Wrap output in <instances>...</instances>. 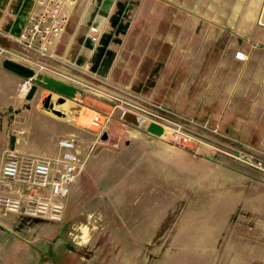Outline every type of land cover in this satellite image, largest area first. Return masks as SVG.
I'll use <instances>...</instances> for the list:
<instances>
[{
  "label": "rangeland",
  "instance_id": "374dc122",
  "mask_svg": "<svg viewBox=\"0 0 264 264\" xmlns=\"http://www.w3.org/2000/svg\"><path fill=\"white\" fill-rule=\"evenodd\" d=\"M118 1L116 15L105 16L101 39L95 49L77 55L82 65L62 66L69 70L71 75L66 76L70 80L87 90L82 94V107L73 106L77 117L75 140L86 152L92 150L78 176L80 183H73L71 187V190L74 186L77 188L76 203L71 210L66 209L60 223L40 219L35 222L50 224L51 228L57 225V236L67 239L77 250V264H264V253L260 254L261 260L259 253L250 251L257 235L264 239V220L260 226L259 220L249 216L235 244L228 245L227 228L213 246L207 223L212 224L209 220L212 208L218 206V215L226 213V189L218 200L208 183H150L153 181L148 170L150 165L181 163L190 170L198 165L188 157L163 156L165 152L159 142L134 139L138 134L152 136L147 129L155 122L166 128L167 133L158 137L165 145L186 151L194 158H211L220 166L236 164L247 170L264 172L197 143L200 130L188 120L207 123L209 127L227 132L201 120L203 95L197 91L196 77L199 62L196 57L201 45H181L179 29H173L170 45L164 43V1ZM144 1L152 6L150 21L137 18L138 6ZM89 2L82 0L77 7L59 53L73 40V47L79 46L80 41L89 42L85 31L90 26V15L96 12L93 8L87 10ZM98 2L92 0V7ZM26 14L27 10L21 13L22 19ZM166 46L173 50H167ZM188 47L195 52L193 58L175 56L177 50L184 52ZM56 106H60L57 101ZM154 106L173 114L167 115ZM125 109L141 116L142 123L138 127L121 119ZM92 111L111 119L105 131L91 127ZM153 114L162 117V121ZM105 133L109 136L106 141L102 139ZM242 211V205L240 208L237 205V217Z\"/></svg>",
  "mask_w": 264,
  "mask_h": 264
},
{
  "label": "crops",
  "instance_id": "0c3cea01",
  "mask_svg": "<svg viewBox=\"0 0 264 264\" xmlns=\"http://www.w3.org/2000/svg\"><path fill=\"white\" fill-rule=\"evenodd\" d=\"M117 1L99 0L98 5L92 7V0H88L87 10L93 8L92 11L96 12L89 17L90 26L85 31L87 40L91 26L99 27L102 33L105 16L110 18L116 15L119 8ZM163 1L164 43L170 45L173 29H179L181 45H201L196 57L199 61L196 65L197 91L203 95L201 120L211 122L230 135L264 149V0ZM34 4L35 0H0V29L14 36L19 35ZM151 7L148 1L141 2L137 18L150 21L153 15ZM24 10H27V14L22 19L21 13ZM193 33L194 37L191 38ZM63 39L58 49L65 45ZM191 39L194 41L190 42ZM78 43L79 46L73 47L74 40L69 42L59 53L68 64L82 65L77 55L95 49L97 45L90 40ZM166 47L169 51L173 50L171 46ZM8 49L19 52L18 46L0 37V171L6 157L12 153L51 160L65 154L59 141L63 138L75 139L77 117L73 106L82 107L80 105L83 103V95L67 100L66 105L56 106L66 116L57 117L43 109V101L51 95L49 90L40 88L35 97L28 100V94L22 91L25 79L3 67L7 59L21 63L17 58L2 53ZM185 52L190 55L182 56L181 53ZM174 54L186 59L193 58L195 52L188 47L187 51L177 50ZM59 67L65 75H71L68 69ZM65 78L62 80L83 89L84 94L87 93L79 83L73 82L68 76ZM58 97L54 95V102ZM134 139L159 142L165 152L163 156L174 154L198 162L193 170L181 163L160 167L150 165L148 170L153 179L150 183H208L207 186L211 187L218 200L221 193L227 190L226 213L218 215V206L212 208V218L209 219L212 224L207 223L212 232L213 246L227 228L228 245L235 244L236 239L240 238L239 230L249 216L259 220L262 226L263 173L236 164L220 166L211 158H194L186 151L163 144L153 135L138 134ZM78 152L86 157L90 151L86 152L78 144ZM239 172L243 175L237 174ZM79 178L75 183H80ZM76 189L74 186L71 194L62 199L66 209L74 208ZM7 194L0 188V196ZM11 195L24 196L23 186L15 183ZM237 205L239 208L242 205L243 210L238 217ZM35 220L38 219L0 210V264H77V250L67 239L57 236V225L51 228L50 224H40ZM43 225L46 227L43 228ZM49 229H52L51 234L47 233ZM256 238L250 251L259 253L262 260L260 254L264 253V239L260 234Z\"/></svg>",
  "mask_w": 264,
  "mask_h": 264
},
{
  "label": "built area",
  "instance_id": "2783aa9c",
  "mask_svg": "<svg viewBox=\"0 0 264 264\" xmlns=\"http://www.w3.org/2000/svg\"><path fill=\"white\" fill-rule=\"evenodd\" d=\"M81 1L35 0L33 9L19 35L14 36L0 29V37L19 47V52L8 49L3 50L2 53L10 58H17L20 64L33 69L38 75H56L66 80V75L58 69V66L59 68L71 66L61 57L58 48ZM100 38L99 27L91 26L88 39L98 44ZM31 86V80H25L22 86L23 93L28 94ZM154 107L167 115L173 114L163 107ZM133 108L139 109L137 106ZM125 112L133 113L128 109H125ZM135 115L141 124V116L137 113ZM152 116L162 121V117L154 114ZM110 122L109 117L92 111L90 124L94 130L105 131ZM188 122L200 130L196 139L199 145L209 147L216 153H221L248 167L264 172V149L241 141L217 128L209 127L207 123L190 120ZM156 124L161 125L164 131L166 130L164 125ZM59 146L66 153L54 160L13 153L6 157L0 171V188L8 194L0 196L1 211L54 223L63 221L66 206L62 199L71 193V187L84 170L92 150L86 157H82L74 138L61 139ZM15 183L23 186L24 196L11 195Z\"/></svg>",
  "mask_w": 264,
  "mask_h": 264
},
{
  "label": "water",
  "instance_id": "95a60500",
  "mask_svg": "<svg viewBox=\"0 0 264 264\" xmlns=\"http://www.w3.org/2000/svg\"><path fill=\"white\" fill-rule=\"evenodd\" d=\"M3 67L4 69L15 73L16 75L22 77L25 80H31L32 86L28 93V100L33 99L40 88L49 90L51 92V95L43 101V109L57 117H65L66 115L56 109L54 95L59 96L57 99V105H64L67 103V100H74L79 95H82L84 93L82 89L75 85L69 84L67 82L47 75H38L33 69L26 67L20 63H17L13 60H5L3 63ZM121 119L125 123L133 126L138 127L140 125L138 117L130 112H125L122 115ZM147 131L148 133L157 137H162L165 132L164 128L156 123H152L151 125H149ZM108 138L109 136L107 133H105L102 137L104 141L108 140Z\"/></svg>",
  "mask_w": 264,
  "mask_h": 264
},
{
  "label": "trees",
  "instance_id": "16d2710c",
  "mask_svg": "<svg viewBox=\"0 0 264 264\" xmlns=\"http://www.w3.org/2000/svg\"><path fill=\"white\" fill-rule=\"evenodd\" d=\"M117 23L114 22V25H116Z\"/></svg>",
  "mask_w": 264,
  "mask_h": 264
},
{
  "label": "bare ground",
  "instance_id": "6f19581e",
  "mask_svg": "<svg viewBox=\"0 0 264 264\" xmlns=\"http://www.w3.org/2000/svg\"><path fill=\"white\" fill-rule=\"evenodd\" d=\"M65 105V104H64Z\"/></svg>",
  "mask_w": 264,
  "mask_h": 264
}]
</instances>
